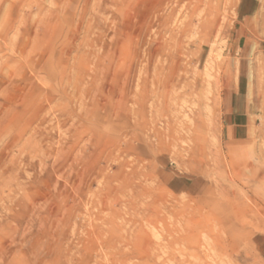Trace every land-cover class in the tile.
Masks as SVG:
<instances>
[{
  "label": "rangeland",
  "instance_id": "1",
  "mask_svg": "<svg viewBox=\"0 0 264 264\" xmlns=\"http://www.w3.org/2000/svg\"><path fill=\"white\" fill-rule=\"evenodd\" d=\"M239 2L0 0V264H264Z\"/></svg>",
  "mask_w": 264,
  "mask_h": 264
},
{
  "label": "crops",
  "instance_id": "2",
  "mask_svg": "<svg viewBox=\"0 0 264 264\" xmlns=\"http://www.w3.org/2000/svg\"><path fill=\"white\" fill-rule=\"evenodd\" d=\"M239 14L242 19L241 35L238 42L243 45L244 53H249L254 47L258 46L259 59L261 60V71L264 74V0H240ZM252 90L256 92L255 101H250L247 94L244 98L236 97L235 94L228 95L226 107L230 109L226 113V137L229 140L252 142L257 138L264 139V110L261 113L253 112L254 107L264 109V78L253 85ZM246 91L248 88L246 87ZM256 116L263 118L256 119ZM259 124L258 135L252 134V125ZM263 174L258 177L259 187L262 189L261 197H264Z\"/></svg>",
  "mask_w": 264,
  "mask_h": 264
},
{
  "label": "bare ground",
  "instance_id": "3",
  "mask_svg": "<svg viewBox=\"0 0 264 264\" xmlns=\"http://www.w3.org/2000/svg\"><path fill=\"white\" fill-rule=\"evenodd\" d=\"M208 130V129H207Z\"/></svg>",
  "mask_w": 264,
  "mask_h": 264
}]
</instances>
